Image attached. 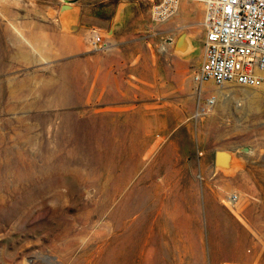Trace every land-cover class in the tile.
<instances>
[{
    "label": "rangeland",
    "instance_id": "1",
    "mask_svg": "<svg viewBox=\"0 0 264 264\" xmlns=\"http://www.w3.org/2000/svg\"><path fill=\"white\" fill-rule=\"evenodd\" d=\"M64 1L0 0V37L25 49L0 69V264H264V90L199 92V38L185 58L165 38L98 47Z\"/></svg>",
    "mask_w": 264,
    "mask_h": 264
},
{
    "label": "built area",
    "instance_id": "2",
    "mask_svg": "<svg viewBox=\"0 0 264 264\" xmlns=\"http://www.w3.org/2000/svg\"><path fill=\"white\" fill-rule=\"evenodd\" d=\"M205 5L202 61L192 78L199 92L207 82L217 86L234 83L264 90V0H190ZM180 0H161L152 8L156 21L175 15ZM95 45L103 37L94 31ZM214 95L207 98L215 104ZM236 194L229 201L237 199Z\"/></svg>",
    "mask_w": 264,
    "mask_h": 264
},
{
    "label": "crops",
    "instance_id": "3",
    "mask_svg": "<svg viewBox=\"0 0 264 264\" xmlns=\"http://www.w3.org/2000/svg\"><path fill=\"white\" fill-rule=\"evenodd\" d=\"M160 1L95 0L89 3L86 0H65L63 3L70 2L77 6V9L67 10L66 23L71 24L75 18L80 19L92 32L96 31L102 35L104 42L98 45H105V37H112L117 44L124 42L125 37H148L154 44H157L158 38H165L166 42L174 47L175 41L185 31L188 33V41L183 46L185 49L183 52L188 57L194 44L197 45L198 38L201 42L204 38L202 23L205 5L201 2L180 0L175 15L164 22H159L153 18L152 8ZM122 2L124 5L121 8L119 20L114 26L113 33L108 34L118 5ZM135 31L145 33L137 34ZM94 34L91 35L93 39ZM176 59L180 58L176 57Z\"/></svg>",
    "mask_w": 264,
    "mask_h": 264
},
{
    "label": "bare ground",
    "instance_id": "4",
    "mask_svg": "<svg viewBox=\"0 0 264 264\" xmlns=\"http://www.w3.org/2000/svg\"><path fill=\"white\" fill-rule=\"evenodd\" d=\"M186 2V1H185ZM187 3V2H186ZM193 3V2H192ZM190 6V5H189ZM192 6V5H191ZM190 6V7H191ZM204 11V10H203ZM197 18V17H196ZM1 36V35H0ZM31 38V37H29ZM33 38V37H32ZM17 41V40H20V37H0V69H5L6 67V64L5 62L3 61V57L5 56H12L14 57L15 59H19V57L21 56V52L23 50H20L22 48H19V49H13V48H9V42L10 41ZM35 40L37 41L38 38H33V44L35 42ZM29 41V40H28ZM24 47V46H22ZM25 48V47H24ZM29 53V52H28ZM26 57V60L29 61L30 59H33L32 55H28L26 53L25 55ZM48 58V57H47ZM46 59V58H45ZM59 72V71H57ZM60 73V72H59ZM63 74V80L61 81L60 79V82L61 84L58 85L56 91L58 92V95L60 97V100L63 102H66L69 98H76L78 99L79 97V92L77 91L78 88L76 87V80H77V75H75V72L73 71H70V73L68 72V69L65 70ZM54 89V87H53ZM55 91V90H54ZM42 93V92H41ZM57 95V96H58ZM43 97V96H42ZM41 97V98H42ZM250 98V97H249ZM42 100V99H41ZM80 100V99H79ZM258 100V99H256ZM253 102H257V101H253ZM258 103V102H257ZM256 106V105H255ZM210 107V106H209ZM253 107V106H252ZM102 117V116H101ZM100 117V118H101ZM104 118V117H103ZM86 121V119L84 117L80 118L77 120V122L72 125L73 128H72V133L74 134V136L77 138L83 131L84 129V122ZM90 127V126H89ZM70 141V140H69ZM77 144L80 146L81 143L80 142H77ZM233 200H231L230 202H232ZM234 204V201L232 202ZM236 205V204H235Z\"/></svg>",
    "mask_w": 264,
    "mask_h": 264
},
{
    "label": "water",
    "instance_id": "5",
    "mask_svg": "<svg viewBox=\"0 0 264 264\" xmlns=\"http://www.w3.org/2000/svg\"><path fill=\"white\" fill-rule=\"evenodd\" d=\"M124 3H120L118 5L117 11L115 13L113 23L111 28L108 31V34H112L114 30V26L119 20L121 8L123 7ZM69 9H77L76 5H73L70 2L63 3L60 7L59 10V17L62 19L63 18V13ZM188 41V33L187 32H182L178 39L175 41L174 47H173V52L175 55L181 58L187 57L185 53L183 52L184 45ZM191 44V43H190ZM197 50V45L194 44V46L191 49V53L195 52ZM250 148L247 146H242L238 148V151H249ZM240 161L239 158L237 157V152L232 149H217L215 152V160L214 164L216 168H221L223 170H228V171H233L238 165Z\"/></svg>",
    "mask_w": 264,
    "mask_h": 264
}]
</instances>
